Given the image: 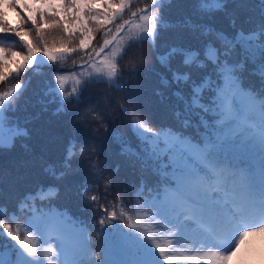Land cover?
I'll list each match as a JSON object with an SVG mask.
<instances>
[{
	"label": "snow or ice",
	"instance_id": "snow-or-ice-1",
	"mask_svg": "<svg viewBox=\"0 0 264 264\" xmlns=\"http://www.w3.org/2000/svg\"><path fill=\"white\" fill-rule=\"evenodd\" d=\"M135 2L0 0V34H4L0 36V84L17 80L0 90V154L14 149L18 138L29 137V130L19 122L5 131V113L21 106L17 101L30 84V79L19 82L21 74L54 66V83L38 85L47 99L38 102L42 111L57 105L53 115L65 117V123L75 127L77 118L68 105L79 103L81 94L93 84L122 89L117 82L121 75L118 60L128 47L143 41L153 50L165 49L157 52V60L171 72L172 83L190 89L188 96L182 91L173 94L184 103L185 111L199 110L198 114L210 117L208 127L213 131L195 140L183 130L155 129L147 120L132 116L130 127L144 146L146 159L113 133L121 144V155L135 156L145 165L151 160L171 172L167 177L170 189L162 195L150 188L155 194L143 202L137 200L131 208L123 197L108 199L111 181L102 194L93 191L95 185L87 176L101 177L105 171L96 159L88 160L89 172L78 179L73 167L75 141L61 160L50 162L30 155L14 162L16 172L39 164L67 195L82 196L99 219L91 227L89 219H80L68 229L65 213L37 208V201L59 193L57 186H39L34 193H26L17 200L15 211L0 202V264H264V0H259V20L251 30H245L240 15L251 10L252 0H188L191 10L187 12L180 8L186 0H148L133 10ZM5 6L21 8L26 14L24 24L31 27L25 31L24 25L11 26ZM173 6L180 8L174 18L169 15ZM218 13L227 18L232 31L216 26ZM96 33L101 42L93 45ZM7 43L18 44L23 51ZM73 56L78 57L72 60L78 70L65 72L64 64ZM209 65L211 72L199 81L193 78L194 72ZM246 71L260 78L259 88L243 86ZM213 76L218 81L215 87ZM161 83L169 84L163 74ZM206 92L212 93L207 103ZM121 110L130 111L124 106ZM92 117L89 123L101 119L95 112ZM190 123L184 120L182 129ZM200 123L205 126L203 119ZM22 147L32 153L27 144ZM95 151L93 146L79 144L81 154L90 157ZM117 171L118 166L113 172ZM6 179L9 191L14 192L19 175L0 166V186ZM143 186L142 180L133 196L142 194ZM20 215L27 216L22 223ZM97 225L100 259L90 247V232Z\"/></svg>",
	"mask_w": 264,
	"mask_h": 264
},
{
	"label": "trees",
	"instance_id": "trees-1",
	"mask_svg": "<svg viewBox=\"0 0 264 264\" xmlns=\"http://www.w3.org/2000/svg\"><path fill=\"white\" fill-rule=\"evenodd\" d=\"M22 2H31V0H22ZM66 2V0H65ZM148 0H136L133 4V10L141 8ZM185 12L190 11L188 0L180 6ZM180 8L173 6L169 12L171 17H175L180 11ZM5 18L9 24L15 27L17 24L24 25L26 31L31 27L30 23L25 25L22 17H25V12L18 7H4ZM260 7L259 0H252L250 11H245L240 15V21L245 30H251L259 20ZM251 17V22L245 21ZM128 18L127 15L124 17ZM216 26L232 31L228 27V20L223 14H217ZM91 27H94L90 23ZM4 34H0L2 36ZM59 35V33H52ZM96 39L93 45L101 42V37L98 33L95 34ZM12 37L9 36V40ZM5 46L14 47V50L23 51L18 44L13 46L7 43ZM60 47V45H57ZM164 48L152 49V46L147 41L139 44H133L127 48L123 58L118 60L120 64L121 75L117 82L123 85V88L117 90L110 87L108 84L99 83L90 85L80 97V102H73V105H68L73 109L77 118L76 126L69 127L65 123L66 118L53 115L55 104L48 105V111H42V105L38 102L43 97V92L40 88L45 81L54 83V66H42L38 73L33 74L31 70L23 73L18 78L19 81H28L29 87L23 92L20 99L17 101L21 106L15 112L5 113V125L12 126L19 122L22 127H27L29 137L26 139L18 138L15 142V147L11 151H4L0 154V166L11 169L13 175H19L15 191L10 192L7 179L0 186L3 188V196L0 197V202L7 204L9 211L16 210L17 200L29 192H35L39 186H57L60 188L59 193L51 197L50 200L37 201V208L48 212H63L66 215L68 224L66 227L71 229L74 223L80 219H89L91 224L98 220V216H93V208L86 205L82 196L75 194L67 195L62 186L45 174L39 164L29 168L20 169L16 172L12 168L14 162L20 159L30 158V155L37 157L43 156L48 161H57L64 158L66 149L72 142H77L75 149L76 155L73 158V167L78 170V179L82 180L85 174L89 172V159H96L98 167L105 169L101 177L94 174H89L87 179L89 183H93L97 194H102L109 181L112 182V187L107 188V196L111 201H115L117 196L123 197L125 203L131 206L139 200L143 202L146 198H151L155 192H149V189H159L163 195L165 190L170 189L167 183V177L171 176V172H165L162 166L148 160L147 164H143L141 160H137L135 156L121 155V144L117 143L113 138V133H118L122 141H126L132 149L140 153L141 157L146 159V153L142 151L143 145L134 135L130 121L132 116H139L142 120H147L149 125L155 129L162 127L171 128L174 131H181L185 136L199 140L206 138L207 134L213 129L208 127L212 123L211 118L205 114H198L199 110L185 111L184 103L179 101L173 94L176 91H182L185 96L190 95V89L187 85H177L171 81V72L161 66L157 60V52L163 53ZM78 59L73 56L64 64L65 72L78 70V66L74 67L72 60ZM173 66H176V61H173ZM15 67V63L11 65ZM253 65L249 64L248 69L251 70ZM211 72V65L207 69L194 72L193 78L199 81L204 75ZM42 73V74H41ZM161 74L167 77L169 84L165 86L161 83ZM244 87L252 85L255 88L260 86V78L255 75H250L249 72L244 73ZM17 82L16 79H9L7 85L0 84V90L8 87L12 83ZM218 81L213 76V87ZM38 93V94H36ZM157 93H160L159 95ZM212 93L206 92L204 102L207 103ZM27 101L22 104V101ZM130 109L128 112L121 110V107ZM99 113L101 119L93 120L92 113ZM179 113V115H178ZM86 117V118H85ZM201 119L205 121V126H201ZM28 121L25 123V121ZM184 120L191 121L190 125L182 129ZM106 126L107 130H104ZM99 129V130H97ZM22 144H27L32 149V153H26ZM79 144L95 147L96 151L90 157L79 152ZM91 152V148H88ZM118 166V171L113 172ZM144 181L143 192L138 196H133V193L141 189V181ZM93 192H89L92 195ZM7 220V216L3 217ZM27 216L20 215L19 222H23ZM11 222V221H9ZM99 226L92 227L90 235L92 242L90 247L97 259L102 256L101 253V237L98 235ZM7 250H5V258H7Z\"/></svg>",
	"mask_w": 264,
	"mask_h": 264
},
{
	"label": "rangeland",
	"instance_id": "rangeland-1",
	"mask_svg": "<svg viewBox=\"0 0 264 264\" xmlns=\"http://www.w3.org/2000/svg\"><path fill=\"white\" fill-rule=\"evenodd\" d=\"M19 82H24V81H19ZM16 83V82H15ZM15 83H12L11 85H9L8 87H11L12 85H14ZM10 126L5 125V131H7V128ZM201 264H205V262H201Z\"/></svg>",
	"mask_w": 264,
	"mask_h": 264
}]
</instances>
